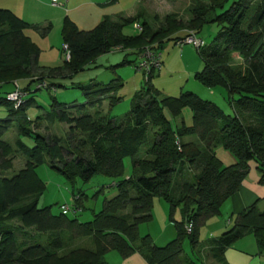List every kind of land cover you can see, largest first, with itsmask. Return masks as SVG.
<instances>
[{
	"label": "trees",
	"instance_id": "obj_1",
	"mask_svg": "<svg viewBox=\"0 0 264 264\" xmlns=\"http://www.w3.org/2000/svg\"><path fill=\"white\" fill-rule=\"evenodd\" d=\"M227 1L194 2L188 19L169 13L158 27L145 18L142 7L130 15H105L87 30L66 15L60 34L68 58L53 67L38 63L41 50L24 32L34 27L45 35L51 25L39 27L0 8V87L14 84L0 97L8 111L0 119V264H106L104 256L109 251L122 257L138 252L149 264H206L182 255L185 239L190 249L203 245L214 263L225 264V251L246 235H253L259 249H264V210L256 203L238 213L233 225L219 236L199 238L200 227L220 215L223 203L241 186L250 161L259 172L258 183L264 185V0L251 14L249 0H235L224 9ZM135 22L142 26L140 32H123ZM207 23H216L219 29L209 44L196 48L202 67L194 79L208 88H225L233 114L191 91L162 94L151 83L160 68L139 70L145 75L144 84L133 92L130 109L118 120L99 108L94 115H76L74 110L100 107L104 99L111 109L121 99L117 94L123 86L120 77L107 83L78 84L87 98L85 103L67 105L52 97L44 115L34 120L26 116L27 106L35 102L33 97L24 100L30 85L37 90L55 86L47 78L70 77L113 49L131 51L137 58L147 46L160 51L164 42L176 43L187 30L198 34ZM233 54L241 61L235 63ZM121 63L133 61L123 59ZM20 80L27 84L20 86ZM15 88L23 93L17 106L7 98ZM185 107L192 113L191 125L183 120L173 125L165 110L177 118ZM14 120L18 133L33 139L32 146L20 138L13 143L2 138ZM56 122L68 125L65 137L51 133ZM42 124L50 133L35 129ZM218 147L228 151L235 162L224 165L216 156ZM17 152L24 159L23 166L7 174ZM127 157L131 173L121 178ZM43 163L59 171L71 185L77 178L88 181L96 174L116 179L117 193L105 199L88 221H79L78 213L54 214L50 206H37L45 184L36 167ZM187 166L195 172L191 179L183 176ZM82 195L81 190L74 195V206L80 211ZM155 197L168 204L176 232L163 246L138 230L141 223L153 219ZM176 209L179 220L173 217ZM14 219L19 226L11 223Z\"/></svg>",
	"mask_w": 264,
	"mask_h": 264
},
{
	"label": "rangeland",
	"instance_id": "obj_2",
	"mask_svg": "<svg viewBox=\"0 0 264 264\" xmlns=\"http://www.w3.org/2000/svg\"><path fill=\"white\" fill-rule=\"evenodd\" d=\"M98 1H101L102 3L105 2L104 0ZM197 1L201 0H117L116 2L119 3L116 5H113L116 2L105 3L103 5L108 7L105 9L107 13L118 14L122 13V11H125V9L129 7L133 8V10H130L133 11L132 13H134L138 7H142L144 9L145 18L152 24L153 27H158L164 21V17L166 16V14L169 13H176L179 19L186 20L190 15V6H192L194 2ZM233 1L235 0H228L224 5V9H226ZM61 3H63L62 7L64 8L67 5L68 7H74L79 4V0H70ZM259 3L260 0H249L250 14L254 11ZM110 4H112L113 6H110ZM92 10V7L83 5L74 10V12H71L78 15L79 20L77 24L80 28L87 30L94 27L95 24H92L91 21L89 22L87 20V17L92 12ZM220 11L221 10L219 9L218 12ZM50 14V11H48V15ZM155 15L157 16V18H155ZM54 21V26L50 31V34L52 35L51 43L53 47L48 46L50 45L48 43H41L39 46L41 50L39 54V56L41 55L40 59L43 62L45 61L46 66L48 67H53L61 64L62 59L66 55L63 49L62 39L60 38V27L57 31L55 26V24L57 23V19L55 20L54 18ZM46 24L47 23H45L44 25ZM44 25L39 27H44ZM218 29L219 27L216 25V23H207L202 28V30L198 32L197 36L202 38L204 43L209 44L215 37ZM24 32L29 35L32 41L37 40L40 42L42 34L38 28L30 27L25 29ZM123 32L126 34H136L140 31L134 28L132 24H130L123 29ZM160 53L164 61L167 54L169 53V59L167 60L168 65H165V62L162 63L161 70L153 73L151 83L157 89H159L162 94L177 96L180 91H191L196 93L203 99L213 101L218 106H220L225 113H234L233 108L227 102V93L225 88L221 86L208 88L194 79L193 71L197 67L196 62H199L202 67L201 60L194 46L185 44L182 46V48H180L176 43L170 40L162 44ZM123 59H126L127 61H133V63L122 64L121 62ZM137 59V55L131 51L113 49L110 52L99 55L95 58L94 61L88 63V65L82 71L76 72L70 77L61 76L56 78H47V81L49 83H55V86H50L49 88L44 87L37 90L36 85H30V91H27V93L24 95V100H28L33 97L35 102L27 106L26 116L30 120H34L38 115H44L47 111L50 110L52 97H55L58 102L66 103L67 105L85 103L87 98L83 94V91L79 87H77L78 84H88L91 81H100L103 83H107L113 78L120 77L123 82V86L120 87L117 94L121 99L111 109L109 108L108 99H104L100 107L86 106L80 111L74 110V113L76 115L84 113L94 115L96 109L99 108L100 112H102L103 114L109 113L115 116L117 120L122 118V116L130 109L131 96L133 92L139 89L145 81V75L143 74V72L135 69L134 67V62H136ZM233 60L235 63L241 61L237 54H233ZM189 72H193L190 77H188ZM26 82V80H20L19 85L24 87L27 84ZM13 88L14 84L10 83L1 86L0 97H4L6 92L12 90ZM191 88L195 89L196 92L194 90H191ZM165 113L171 120V123L173 125L179 124L181 120L184 121L185 125H191L192 113L188 107L183 108L180 117L177 118H172L166 110ZM7 114V106L5 104H0V119L5 118ZM51 128L52 134L54 133L65 137V133L68 130V125L65 123L56 122ZM35 129L41 133H50L46 131V128H44L43 124ZM2 138L10 143H13L15 139L20 138L27 145H33V139L30 136H23L18 133L17 123L15 120L11 122V125L3 134ZM220 150H223L229 154V152L224 150L222 147ZM220 153L221 152H219V154ZM23 163L24 159L17 152L13 156L11 169H9V171L6 170V172L8 171L7 174L12 175L13 173L17 172L23 166ZM249 165V172L244 179H252L257 174L259 175V172L256 169L255 162L250 161ZM36 172L45 184V190L41 194V196H39L37 201L38 207L50 206L51 212L57 214L61 211L59 207L60 205H74V195H77L78 190H81L84 193V195H82L81 197L83 209L77 214V218L79 221L90 220L92 218L93 212H97L102 208L103 201L105 199L111 198L117 193V188L113 184L116 179L106 177L104 175L96 174L92 176L88 181H83L80 178H77L73 185H71L59 171L52 168L48 163H43L37 166ZM130 173L131 162L130 158L127 157L124 159V173L121 178L127 177L128 175H130ZM194 173L195 172L193 171V169L188 166L183 169V176L185 178L191 179ZM165 206H167V203L163 199L155 197L152 209L153 219L149 222L141 223L138 228L141 235L147 234L145 232L149 231V233H151V237H153L156 243H158V246H163L168 241H170V239L167 240L168 238L166 236L174 231L173 222L169 219L168 215L169 209L166 210ZM258 207L260 210H264V201L261 202ZM173 217L176 220L180 219L179 209L175 210V212L173 213ZM214 219L220 221L221 217L218 215L214 217ZM11 223L13 225L19 226V221L17 219H14ZM223 223L225 222L223 221ZM233 223L234 217L231 218L230 223L226 222V226L228 227V229L233 225ZM222 226H224V224ZM223 231L225 230H219V232H215L214 234L210 235L208 231V223L205 222L200 227V241H203L210 237L219 236ZM252 236L253 235H246L242 238L249 239L252 238ZM113 253H115V251H113ZM182 255L188 256L197 262L199 260L198 258H200L201 260L199 261H204L206 264H214L213 260L208 256L209 254L207 250L206 252L204 251L203 245L197 250H192L189 247L188 239H185L183 242ZM104 260H106L105 256Z\"/></svg>",
	"mask_w": 264,
	"mask_h": 264
},
{
	"label": "crops",
	"instance_id": "obj_3",
	"mask_svg": "<svg viewBox=\"0 0 264 264\" xmlns=\"http://www.w3.org/2000/svg\"><path fill=\"white\" fill-rule=\"evenodd\" d=\"M56 1L59 4H53L52 0H0V8H7V9L12 10L17 16H19L24 21L31 23V24L42 26L45 23H47L46 25L48 24L51 25V29L54 26V22H55L54 18H55V20L57 19V23L55 24L57 31L59 27L61 28L62 20L66 15L70 17V19L73 20L77 24L79 20L78 15L75 13H71V12H74V10L78 9L80 6H83V5L92 7L93 10L87 17V20L89 22L91 21L92 24H95V25L99 21H101L105 15H109L112 18H116L120 15H130V14L135 13V12L132 13L133 11H130V10H133V8L131 7L125 9V11H122V13H119V14L118 13H107L105 9L108 7L103 4L113 3V2H116L117 0H113V1L104 0L105 1L104 3L98 0H95V1L94 0H79L78 5L74 7H68L67 5L65 6V8L62 7L63 3L61 2H67L70 0H59L60 2L58 0ZM118 3L119 2H116L113 5H116ZM111 5L112 4H110V6ZM48 11H50L51 13L50 15H48ZM50 31L46 33L45 35H41L40 42L37 40H34L35 43L38 46H40L41 43H48L50 44L48 46L53 47L51 43L52 35L50 34L51 33ZM25 34L27 35L26 32ZM40 56L38 59V63L40 65L46 66L45 61L44 62L41 61ZM168 59H169V53L167 54L165 61L161 57V61L162 63L165 62V65H168L167 64ZM196 64H197V67L193 71L194 73L199 71L201 68V65L199 64V62H196ZM192 73L189 72L188 77H190ZM191 90H194L196 92L195 89L191 88ZM220 149H221L220 147L216 148L215 153H216V156L221 160V162L222 163L225 162L223 164H226V165L233 164L235 162V159L230 154ZM219 152L221 153L219 154ZM258 178H259V175L257 174L252 179L246 178L242 181L241 186L238 188V190L233 195H231L229 199H227L223 203L221 207V213L219 215L221 217L220 221L215 220L216 218L214 219V217L216 216H213L206 221L208 223V231L210 235L214 234L215 232H219V230L228 229V227L226 226V222L230 223L232 217H236L238 213H240L243 209L250 206L251 204L256 203L258 207V205L264 201V185H261L258 183ZM165 208L166 210L169 209L168 204L167 206H165ZM210 219H214V220H210ZM223 221L225 223H223ZM223 224L224 226H222ZM145 233L149 235L151 234L149 233V231ZM175 233L176 232L174 228V231L169 233L166 236L168 238L167 240L173 238L175 236ZM151 238L153 242L156 245H158L155 239H153V237ZM263 253H264V249H259L255 241V238L253 236L252 238H249V239L241 238L237 240L230 248H228L225 251L224 253L225 264H264V254ZM105 257H106V260H105L106 264H149L146 261V259L138 252H134L126 257H122L116 251L115 253H113V251H109L105 254ZM214 264H219V263H214Z\"/></svg>",
	"mask_w": 264,
	"mask_h": 264
},
{
	"label": "built area",
	"instance_id": "obj_4",
	"mask_svg": "<svg viewBox=\"0 0 264 264\" xmlns=\"http://www.w3.org/2000/svg\"><path fill=\"white\" fill-rule=\"evenodd\" d=\"M53 4H59L56 0H52ZM133 27L141 31L142 26L138 23L135 22L133 24ZM176 44L180 47H182L185 44H190L194 46L195 48H200L202 47L205 43L202 38L198 37L197 34L193 30H187V34L178 39ZM63 49L66 52L65 57L68 58V51H67V46L63 45ZM162 61H161V54L160 51L158 50H153L149 48L148 46L145 47L142 55L138 58L137 63H136V69L137 70H144V71H149L151 69L154 70H159L161 68ZM7 98L11 101L15 102V105H19L22 102L23 98V93L18 89L15 88L13 91H11L8 95ZM60 210L62 213H71L75 214L80 211V208L78 206H70L67 204H62L60 206ZM192 228V224H188L187 226V231L190 232Z\"/></svg>",
	"mask_w": 264,
	"mask_h": 264
}]
</instances>
